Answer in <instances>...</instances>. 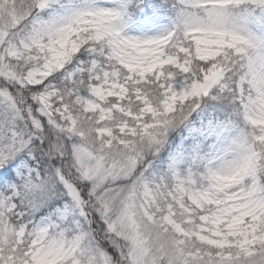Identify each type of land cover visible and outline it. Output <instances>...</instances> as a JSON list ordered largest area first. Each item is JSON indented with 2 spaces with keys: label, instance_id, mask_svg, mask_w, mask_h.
Returning <instances> with one entry per match:
<instances>
[{
  "label": "snow or ice",
  "instance_id": "snow-or-ice-1",
  "mask_svg": "<svg viewBox=\"0 0 264 264\" xmlns=\"http://www.w3.org/2000/svg\"><path fill=\"white\" fill-rule=\"evenodd\" d=\"M0 264H264V0H0Z\"/></svg>",
  "mask_w": 264,
  "mask_h": 264
}]
</instances>
